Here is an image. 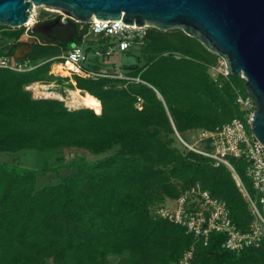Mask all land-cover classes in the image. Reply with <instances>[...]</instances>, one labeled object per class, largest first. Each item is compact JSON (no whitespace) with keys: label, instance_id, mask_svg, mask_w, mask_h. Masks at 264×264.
Segmentation results:
<instances>
[{"label":"trees","instance_id":"obj_1","mask_svg":"<svg viewBox=\"0 0 264 264\" xmlns=\"http://www.w3.org/2000/svg\"><path fill=\"white\" fill-rule=\"evenodd\" d=\"M0 30L6 43L0 55L15 59L24 27ZM39 38L30 43L32 62L66 49L65 43ZM143 43L146 59L128 68L129 74L158 91L171 122L155 92L141 83L123 87L115 80L74 76L75 84L68 85L97 98L96 113L32 96L28 86L54 79L49 64L23 72L0 68V152L75 148L99 156L115 149L96 159L72 158V172L40 189L36 176L47 165L0 163V264H110V255L118 257L115 264H180L189 249V264H264L262 246L230 251L219 233H211L205 245L185 228L153 216L155 206L199 184L223 200L232 222L246 231L250 214L232 171L188 150L176 136L185 140L184 132L242 118L233 86L244 88L238 75L212 77L208 70L219 57L180 29L147 28ZM150 65L152 76L145 78L142 69ZM137 97L143 100L141 109L135 106ZM229 162L250 190L245 161Z\"/></svg>","mask_w":264,"mask_h":264},{"label":"built area","instance_id":"obj_2","mask_svg":"<svg viewBox=\"0 0 264 264\" xmlns=\"http://www.w3.org/2000/svg\"><path fill=\"white\" fill-rule=\"evenodd\" d=\"M35 8L30 11L33 18ZM62 15L64 17L62 20L74 21L77 25V38L73 39L72 47L69 46L57 55L34 62L27 57L13 59L9 55H0V68L23 72L49 64L50 74L67 77L73 85L74 76L115 80L123 87L130 83H146L139 76L129 74V70H121L118 65L116 69L108 67L107 57L114 51L129 53L136 45L142 44L148 27L125 24L121 19L100 20L95 16L90 17L87 22H79L66 14ZM36 21L38 20L34 22ZM31 26L28 22L23 24L27 30ZM175 58L179 59V54H175ZM54 66H59V69H54ZM211 69L215 70V74L212 75L214 78L219 74L227 79L230 74L221 58ZM238 76L242 81L245 80L242 72ZM233 90L235 103L242 111V118H233L212 130H193L202 146L186 142L177 132L176 136L188 150L208 157L214 165L223 164L232 171L250 214L246 231H242L232 222L226 203L202 189L199 184L189 187L176 199H167L155 206L152 214L156 218L166 219L185 228L186 233L191 234L196 240H202L205 245L211 233L222 234L224 236L222 246L230 251L239 252L247 247H264V146L252 132L250 121L255 114L253 98L234 86ZM135 106L137 109L142 108V98L137 97ZM229 158L245 161V174L250 182V190L235 173ZM191 257L192 249H189L184 253L180 264H189Z\"/></svg>","mask_w":264,"mask_h":264},{"label":"water","instance_id":"obj_3","mask_svg":"<svg viewBox=\"0 0 264 264\" xmlns=\"http://www.w3.org/2000/svg\"><path fill=\"white\" fill-rule=\"evenodd\" d=\"M34 7L57 9L76 21L119 20L160 31L180 29L224 61L233 76H245L243 88L254 100L251 120L255 138L264 146V0H0V27H22ZM45 43H69L77 35L74 21L54 19L30 27ZM21 43L14 58L27 57ZM158 98L160 94L156 91Z\"/></svg>","mask_w":264,"mask_h":264},{"label":"rangeland","instance_id":"obj_4","mask_svg":"<svg viewBox=\"0 0 264 264\" xmlns=\"http://www.w3.org/2000/svg\"><path fill=\"white\" fill-rule=\"evenodd\" d=\"M61 12V11H60ZM35 15L33 20H39V18L46 16L50 17L53 16V14L57 13L48 10L47 8L44 7H36L35 8ZM62 14H65L61 12ZM34 23V22H33ZM31 23V24H33ZM30 24V26H31ZM18 41L21 43H34L37 42V40L34 38V35H29L27 33V28L24 27V33L21 35V37L18 39ZM11 43L12 41H8ZM144 42V40H143ZM136 45L134 48L131 49V52L129 53H118L114 51L111 53L110 56L107 57L109 64H107L108 67L112 69H116V66L118 65L121 70H126L128 71V68L132 67L136 62L138 64L143 63V59H146V57L143 55L142 47L143 43ZM5 42L3 39H1V30H0V45H4L3 48H5ZM69 43H65V48H69ZM5 51V50H4ZM185 56L179 54V58H184ZM141 67V66H140ZM143 71V77L146 76L145 78L151 77V71H152V65L148 66V68L142 69ZM209 73L210 75L215 74V70L209 68ZM60 78H67L63 76H54V79L50 82H35L31 84L30 87H27V90H29L34 98H52V99H57L63 102L64 106L68 109H78L82 108V106L73 104V106H68L71 101V94L70 90L73 89L71 88L68 84L73 85L69 79L67 78V81L60 79ZM39 84V85H44L46 86L47 90H50L56 94H58L61 98H56V97H45L43 96L40 92L42 91L41 89H35L34 87ZM144 86H147L148 88H151L155 94H156V89L150 85L149 83H141ZM186 89H190V86H186ZM184 89V90H186ZM183 90V91H184ZM158 92V91H157ZM161 96V95H160ZM161 102L163 103L164 110L166 112V115L168 116L170 122L172 121L170 113L168 111V108L163 100V98H159ZM183 138L189 142L190 144H194V146H202L200 142L197 141L196 133L195 132H184ZM115 152L114 150H109L99 156L97 155H92V154H85L83 151H79L75 148H66L62 149L53 153H49L47 150L45 151H40L37 149H22L16 152H0V163H6V164H15L19 165L22 167H27L31 169H39L43 166H48L50 167L46 172H38L36 176V189H40L46 185L50 184H56L60 181L61 175H67L70 172H72L75 167L70 166L69 163L72 158L78 157L80 155H84L85 158L87 159H96L98 157H102L105 155H109ZM53 167H57V170L52 169ZM108 260L110 264H115L118 260V257L110 255L108 257ZM48 264H51V261H48Z\"/></svg>","mask_w":264,"mask_h":264},{"label":"bare ground","instance_id":"obj_5","mask_svg":"<svg viewBox=\"0 0 264 264\" xmlns=\"http://www.w3.org/2000/svg\"><path fill=\"white\" fill-rule=\"evenodd\" d=\"M47 9L50 11H53V12H56V11L60 12L59 10L53 9V8H47ZM27 22H28V24L33 23L34 22L33 17H30ZM54 69H59V66H54ZM64 74H66V73H64ZM72 82H74V81L72 80ZM34 88L35 89H37V88L41 89L42 91H38V92H40L45 97L61 98L58 94H56L50 90H47L46 86H44V85L37 84ZM70 94L72 97H71L70 104L68 106H73V104H76V105H79L82 107L91 108L96 113L100 112V102L97 98L91 96L87 92H82L78 88L71 89Z\"/></svg>","mask_w":264,"mask_h":264},{"label":"flooded vegetation","instance_id":"obj_6","mask_svg":"<svg viewBox=\"0 0 264 264\" xmlns=\"http://www.w3.org/2000/svg\"><path fill=\"white\" fill-rule=\"evenodd\" d=\"M64 17L60 12H57L55 14H53V16L50 17H42L40 20L36 21V23H40V22H48L54 19H58V20H62ZM40 35L36 34L34 35V38L37 40V42L40 40Z\"/></svg>","mask_w":264,"mask_h":264}]
</instances>
